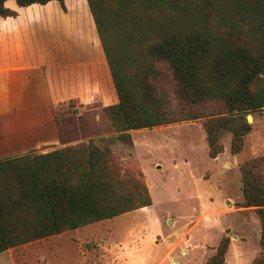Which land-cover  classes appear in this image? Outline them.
Returning <instances> with one entry per match:
<instances>
[{
	"label": "rangeland",
	"instance_id": "374dc122",
	"mask_svg": "<svg viewBox=\"0 0 264 264\" xmlns=\"http://www.w3.org/2000/svg\"><path fill=\"white\" fill-rule=\"evenodd\" d=\"M129 2L93 0L111 67L133 77L152 65L166 80L161 88L169 95L170 109L182 116L166 65L147 52L164 15L146 4ZM169 12L166 7V30L178 27L176 16ZM194 110L202 115L223 112L219 105L209 104ZM244 118L251 129L242 137L239 153H231L232 132L227 130L217 140L222 152L212 159L204 118L123 130L99 102L60 111L56 119L65 120L59 129L60 144L33 154L59 150L84 165L89 146L96 148L103 153L97 160L106 169L98 173L106 182L99 185L104 191L91 198L109 211H126L40 238L21 229L4 239L26 241L0 252V264H206L223 238L228 240L224 264H253L260 251L261 223L255 209L240 207V167L264 157V109ZM13 215L5 210V224L14 221Z\"/></svg>",
	"mask_w": 264,
	"mask_h": 264
},
{
	"label": "trees",
	"instance_id": "16d2710c",
	"mask_svg": "<svg viewBox=\"0 0 264 264\" xmlns=\"http://www.w3.org/2000/svg\"><path fill=\"white\" fill-rule=\"evenodd\" d=\"M6 1L0 0V17H15L16 12L5 7ZM12 1L20 8L56 1L64 9V0ZM130 1L128 5L146 4L164 15L157 21L154 43L147 52L166 65L174 83L173 100L182 105V116L170 109L169 95L161 88L164 79L152 65L133 77L111 67L101 35L102 19L93 0H86L117 96V103L105 108L116 126L149 129L204 118L209 157L215 159L222 152L217 140L227 130L232 132L231 153H239L242 137L251 129L244 116L264 109V0ZM166 7L176 16L178 27L166 30ZM204 104L219 105L223 112L202 115L194 110ZM185 106L190 109L183 113ZM101 154L89 146L84 165L59 150L0 160V252L26 241L4 239L21 229L32 230L33 237L40 238L125 212L109 211L91 198L104 191L99 187L106 182L104 174L98 173L106 169L97 160ZM240 173V207L255 209L261 223L260 251L253 264H264V157L243 163ZM5 210L14 213L8 225ZM227 243L223 238L206 264H224Z\"/></svg>",
	"mask_w": 264,
	"mask_h": 264
},
{
	"label": "crops",
	"instance_id": "0c3cea01",
	"mask_svg": "<svg viewBox=\"0 0 264 264\" xmlns=\"http://www.w3.org/2000/svg\"><path fill=\"white\" fill-rule=\"evenodd\" d=\"M20 8L0 17V160L60 144L56 116L117 96L86 0Z\"/></svg>",
	"mask_w": 264,
	"mask_h": 264
}]
</instances>
